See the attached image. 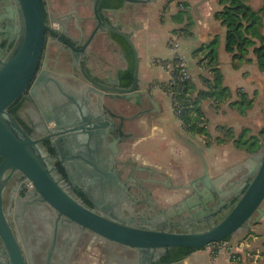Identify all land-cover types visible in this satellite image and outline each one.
<instances>
[{
    "label": "flooded vegetation",
    "instance_id": "obj_1",
    "mask_svg": "<svg viewBox=\"0 0 264 264\" xmlns=\"http://www.w3.org/2000/svg\"><path fill=\"white\" fill-rule=\"evenodd\" d=\"M100 1L96 10L97 0H94L91 13L86 15L81 8L90 5L89 0H42L47 25L43 49L34 79L23 93L26 100L20 109L30 99L35 100L31 104L36 108L32 106L28 110V118L20 113L32 129L30 136L36 140L33 149L43 157L52 176L71 197L94 212L123 224L178 232L210 223L226 209L230 212L246 189L233 196V188L237 190L243 184L249 169L234 184H230L229 179L219 180L216 191L212 192L204 189L208 181L205 172L188 184L172 185L174 189L188 187V193L164 207L158 201L154 187L169 186L163 183L165 173L135 166L130 160H120L121 144L132 134L124 132L125 120L120 118L118 107L110 104L108 110L102 108L100 113L91 112V85L83 75L78 59L84 56L91 73L88 61L97 38L105 37L113 51L122 46L125 38L119 32L132 30L122 20V11L129 3L140 0H125L122 7L102 10ZM16 5L15 0H0V60L10 57L21 41V35L16 34L23 26V19L20 11H14L19 7ZM12 35H16L14 42H10ZM75 88L80 94L77 100L72 94ZM151 99H144L147 105L149 103L145 109L143 104L139 107V111L148 110L149 118L157 113ZM93 124H96L95 128ZM188 142L196 148L191 139ZM9 174L10 170L4 177ZM199 198L206 203L199 204ZM2 199L5 218L19 243L25 264L174 262L162 260L168 248L141 250L127 246L61 214L41 197L21 171H14L9 176ZM0 264H12L1 236Z\"/></svg>",
    "mask_w": 264,
    "mask_h": 264
},
{
    "label": "water",
    "instance_id": "obj_2",
    "mask_svg": "<svg viewBox=\"0 0 264 264\" xmlns=\"http://www.w3.org/2000/svg\"><path fill=\"white\" fill-rule=\"evenodd\" d=\"M15 1L19 7L14 11L16 13L20 11L23 19V26L16 34L17 36L21 35V41L16 45V49L10 57L0 60V157L2 158L0 162V236L8 250L12 264H25L19 243L3 212L2 190L14 171H21L41 197L61 214L109 240L141 250H164L173 246L202 249L213 242L222 241L245 224L251 227L252 224L258 223L264 217V208L262 207L264 201V154L260 161L253 157L250 158L252 167L249 168L243 184L237 190L233 188L235 193L233 196L239 194L245 187L246 189L231 211L217 225L202 232H172L123 224L94 212L71 197L52 176L43 157L33 149L36 140L8 112V108L28 89L34 79L47 27L42 0ZM99 1L97 0L96 10ZM119 33L129 43L134 54L133 80L130 85L125 84L120 72L115 77L108 75L107 79L100 81L88 72L84 56L82 59H78L83 75L90 82L91 89L97 94L95 100H91L89 104L93 113H100L102 108L108 110V105L103 103V96L124 100L137 106H140L146 97L153 99L150 90L142 88L139 52L132 39L133 30L128 33ZM16 35H12L10 42L15 41ZM119 116L123 120L136 117L126 116L122 113ZM92 127L95 128L96 124H93ZM81 129L85 130L86 128ZM9 170V176L3 179L5 172ZM204 177L208 179L207 187L204 189L212 192L216 191L217 183L226 178V174L211 180L207 174ZM250 177L251 180L248 181ZM200 203L205 204L206 201L199 198ZM256 212L257 214L253 216ZM208 213H211L210 209H208ZM164 264H185V259Z\"/></svg>",
    "mask_w": 264,
    "mask_h": 264
},
{
    "label": "rangeland",
    "instance_id": "obj_3",
    "mask_svg": "<svg viewBox=\"0 0 264 264\" xmlns=\"http://www.w3.org/2000/svg\"><path fill=\"white\" fill-rule=\"evenodd\" d=\"M89 1L91 2L90 5L82 6L81 8L83 14L91 13L94 0ZM249 3L254 9L261 10L262 31L264 33V0H249ZM221 8L222 6L217 0H150L127 5V9L132 16H134V11H140V20L144 21L147 19V42L149 43L147 46V52L149 53L146 58L147 62L151 59L155 60L156 58L153 57L157 55L164 57L170 53V57L169 44L174 39V36L177 39L179 38L180 42H183L185 37L190 36L188 31L191 30L192 34H194L193 28L195 29L198 24L203 28V22L205 20L209 22L213 35L211 42L217 38L215 47L219 56L218 66L222 73L224 70L222 86H228L231 90L227 99H220L215 94H208L209 91L215 89V71H213L212 65H205L206 61L204 64L201 63L208 47L204 51L198 52L196 50L201 46L195 50L191 47L183 50L182 47L189 69L191 70V63L194 64L193 68L198 63L199 66L201 65V69L204 70L197 72L199 82L193 81L188 97L193 101L198 100V105L204 114L201 126H205L207 132L188 130V126L184 124L179 115L181 110L177 109V105L180 103L176 94L178 87L170 85L168 81L169 73L157 64L153 66V74L158 79L166 78L162 83L157 82L156 87L164 92L169 117L178 122L181 130L188 133L198 144H203L207 147L225 146L228 149L227 151H231L233 144L237 146L235 141L238 138L243 141L247 138L252 140V136L256 135L264 137V72L259 68L256 61L248 62L244 60L239 62L233 60L232 54L226 49V27L216 19V13ZM170 35H172L171 38H168ZM204 35L206 34L203 32L201 38ZM205 38H207V35ZM195 56L197 57L195 58ZM248 56L255 58L253 52H250ZM234 62L240 64L238 68L234 67ZM193 71L196 70H192V73H194ZM162 94L159 93V95ZM241 100H243L242 104ZM233 102H237V104H233ZM235 108L239 113H241L239 111L240 108L245 109L248 113L247 117H240L241 119L238 115L236 117L231 113V110ZM231 123L236 126V130L233 126H230ZM222 147H217V150H221L222 154H224ZM4 176L3 179L6 178ZM162 206L165 207L166 205L163 204ZM262 207L264 208V201ZM228 212L229 209L224 210L215 216L210 223L191 226L177 231H206L222 221ZM220 247L221 250L216 253L209 246L200 249L201 251L197 253H193L190 259L191 264H264V217L251 227L239 229L229 240L220 241Z\"/></svg>",
    "mask_w": 264,
    "mask_h": 264
},
{
    "label": "crops",
    "instance_id": "obj_4",
    "mask_svg": "<svg viewBox=\"0 0 264 264\" xmlns=\"http://www.w3.org/2000/svg\"><path fill=\"white\" fill-rule=\"evenodd\" d=\"M122 14V20L128 23L133 30L132 39L139 51L142 88L144 90H150L153 95V99L151 100L157 108V113L154 117L149 118L147 116L148 110L139 111L140 106L127 103L124 100H110L107 96L102 97L104 104H112L118 107L119 111L126 116H131L133 113H136L134 119H125L124 121V132L132 134V137L127 142L121 144L120 160H130L135 166L148 167L150 170L164 172L166 177L163 183L169 184V186H155L154 193L158 201L166 206L172 205L188 193V187L174 189L172 185L188 184L190 180L197 178L204 172L211 179L226 174V178L222 179V181L229 179L230 184L236 183L238 179H240V175L251 167V157L258 161L262 159L264 147H260L255 152L239 148L235 144L232 145L231 151H227L228 149L225 146L207 147L203 144H198L188 133L181 130L178 126V122L169 117L164 92L156 87L157 82L162 83L166 78L158 79L155 77L153 74L154 59L148 62L146 60L149 54L147 52V46L149 44L147 42V19L144 21L140 20V11H134V16H132L127 6L122 11ZM193 31L194 34L185 37L183 42H181L183 50H186L185 48L187 47H191L195 50L207 42H211V38H213L210 24L206 20L203 22V28L198 24L195 29L193 28ZM203 32L207 35V38H205L206 35L201 38ZM171 36L172 35H170V37L168 36V38H171ZM174 38H176V36H174ZM169 55L170 53L164 57L159 55L152 56L157 59L166 58L169 57ZM196 57L197 56H195V58ZM129 58L130 52L126 48V44L123 43L122 46L113 51L111 50L108 40L101 36L94 42L92 53L88 61V69L91 73L96 75L97 79L103 81L109 77L108 75L115 77L118 72L127 68L129 66ZM193 65L192 63L190 64L192 80L194 82H199L197 72H202L204 70L201 69V65L199 66L198 63L194 68ZM192 70H196L193 71L195 75H193L194 73H192ZM95 93L96 92L92 89L90 90V101L95 100ZM159 93L163 94L159 95ZM72 94L74 99H79L80 94L76 88L73 90ZM32 102L35 103V100L30 99L20 111L23 117L28 118V110H30L32 106L35 107L34 104H31ZM142 104L144 109L149 105V103L147 105V100H143ZM231 113L236 117L238 115L239 118H246L248 115L247 112L244 114L239 113L236 108L231 110ZM216 114L219 115L218 112H216ZM230 126H233L236 130V126L233 123H231ZM257 136H259L262 142V135ZM188 139L193 141L196 148L192 147ZM118 146L120 147V144H118ZM217 147H222L224 154H222L221 150H217ZM247 164L248 168L246 167ZM199 251L201 250L198 249L193 253ZM193 253L185 259V264H191L190 259Z\"/></svg>",
    "mask_w": 264,
    "mask_h": 264
},
{
    "label": "trees",
    "instance_id": "obj_5",
    "mask_svg": "<svg viewBox=\"0 0 264 264\" xmlns=\"http://www.w3.org/2000/svg\"><path fill=\"white\" fill-rule=\"evenodd\" d=\"M125 0H101L99 8L110 9L119 8L124 5ZM217 2L222 6V8L216 13V19L220 21L222 25L226 27V49L232 54L234 61H256L259 68L264 72V33L262 31V18L261 10L254 9L249 0H217ZM188 35H192V31H188ZM185 34V33H184ZM210 44H204L196 51H205L202 57L201 63L205 65H212L213 71H215V89L209 91V95L215 94L220 99H227L231 93L228 86L223 84V73L218 66L219 56L215 47V41ZM123 43L126 44V48L130 52L129 66L126 70L121 72L122 77L126 85H130L133 80V69L135 64L134 54L132 48L126 39H122ZM250 52H253L255 58L249 57ZM235 63V62H234ZM240 64L235 63L234 67L238 68ZM193 86V80L190 79L182 83L178 87V92H176L180 103L177 105V109L181 110L180 117L186 126H188L189 131H199L207 132L206 127L201 126L203 123L204 114L198 105V100L193 101L188 96L190 88ZM26 97L22 94L9 108L8 112L12 114L17 121L22 125V127L30 133L32 129L27 126L26 122L20 115V109L22 108ZM243 100H241V104ZM237 104V102H233ZM241 113H245L246 110L240 108ZM237 147L244 148L250 152H255L260 147H264V137H262V142L259 136H252V140L245 139L242 141L238 138L236 141ZM1 161V157H0ZM232 235L227 236L223 240H229ZM198 249L188 248L183 246H173L169 247L166 253L163 255L162 260L166 262L177 261L187 258L194 251Z\"/></svg>",
    "mask_w": 264,
    "mask_h": 264
},
{
    "label": "built area",
    "instance_id": "obj_6",
    "mask_svg": "<svg viewBox=\"0 0 264 264\" xmlns=\"http://www.w3.org/2000/svg\"><path fill=\"white\" fill-rule=\"evenodd\" d=\"M169 49L171 56L168 58H157L154 60V64L159 65L169 73L168 81L171 86L179 87L182 83L192 79V76L179 39L174 38L169 44ZM209 248L214 253L220 251V241L211 243Z\"/></svg>",
    "mask_w": 264,
    "mask_h": 264
}]
</instances>
